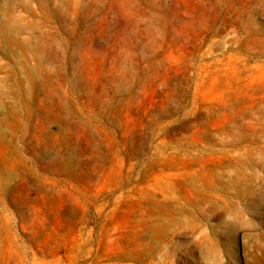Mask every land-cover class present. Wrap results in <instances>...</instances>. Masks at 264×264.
<instances>
[{
  "label": "rangeland",
  "instance_id": "374dc122",
  "mask_svg": "<svg viewBox=\"0 0 264 264\" xmlns=\"http://www.w3.org/2000/svg\"><path fill=\"white\" fill-rule=\"evenodd\" d=\"M0 264H264V0H0Z\"/></svg>",
  "mask_w": 264,
  "mask_h": 264
}]
</instances>
